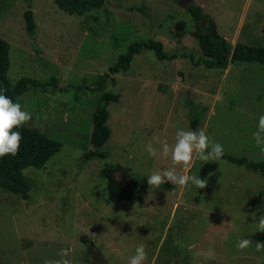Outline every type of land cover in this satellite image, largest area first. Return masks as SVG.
<instances>
[{
  "label": "rangeland",
  "instance_id": "374dc122",
  "mask_svg": "<svg viewBox=\"0 0 264 264\" xmlns=\"http://www.w3.org/2000/svg\"><path fill=\"white\" fill-rule=\"evenodd\" d=\"M232 45L264 46V0H195ZM31 6L37 30H27ZM196 20L179 0H109L84 15L69 14L56 0H0V37L11 45L9 78L22 77L58 86L30 88L14 103L32 114L25 123L63 143L43 168L30 166V197L0 188V264H44L69 259L93 264L91 245L108 264H129L140 243L143 264H258L264 232V177L227 159L195 157L188 172L207 179V187L180 188L166 182L150 189L147 176L180 165L171 157H152L146 145L171 146L179 129L204 130L224 153L264 160L253 133L264 115V65L237 61L227 69L198 63L204 56L192 34ZM162 41L175 59H159L144 48L131 67L101 81L120 54L139 39ZM187 54L188 56H181ZM112 135L102 148L106 158L86 161L95 150L94 113L104 93ZM198 127L192 126L194 118ZM111 165L131 196L113 203L103 171ZM134 179L135 184L131 181ZM90 237L85 243L81 236ZM248 239L243 251L237 242ZM70 249L67 257L59 253Z\"/></svg>",
  "mask_w": 264,
  "mask_h": 264
},
{
  "label": "trees",
  "instance_id": "16d2710c",
  "mask_svg": "<svg viewBox=\"0 0 264 264\" xmlns=\"http://www.w3.org/2000/svg\"><path fill=\"white\" fill-rule=\"evenodd\" d=\"M108 1L56 0L62 10L69 14L77 15H84L88 12L101 9ZM187 8L192 12L196 20V29L192 34L198 39L205 56L199 60V64L202 63L207 68L217 67L222 69H227L230 63L237 61H255L264 65V46L244 43L232 45L226 37L220 34L216 21L204 12L202 6H196L192 3ZM24 16L27 30L35 34L37 23L31 6L25 11ZM144 48L154 50L157 57L162 60L175 59L180 56L176 53L168 54L164 49L162 41L152 38L139 39L130 44L126 53L120 54L117 62L109 67V71L101 81L107 80L115 73L129 69L133 58L141 53ZM10 50V43L0 37V94L7 95L15 102L18 96L30 88L45 90L49 86H58V80L55 77L46 82L37 78L22 77L13 86L9 78ZM181 56L188 55L182 54ZM112 100L119 101L120 94L113 92L104 93L94 113V128L91 140L96 149L85 153L84 159L86 161L95 158H106L108 156V152L102 148L112 135V129L108 124L110 113L107 108V103ZM191 124L194 128H197L199 124L198 119L195 117ZM13 131L21 132L23 138L20 142V149L17 155H5L0 158V188L28 199L30 197L31 182L24 174L25 169L30 166L43 168L56 153L61 151L63 143L48 137L38 129L29 128L26 125L14 128ZM221 158L245 166L250 170L259 171L264 177V160L251 161L246 157H235L226 153ZM116 169L122 170V167L111 165L103 171L104 176L108 179L109 198L113 203L120 202L126 197L131 196L132 193L129 183L117 180L114 174ZM131 183L135 184L136 181L132 179ZM81 239L87 244L93 243L92 239L86 235L81 236Z\"/></svg>",
  "mask_w": 264,
  "mask_h": 264
},
{
  "label": "clouds",
  "instance_id": "9594fccd",
  "mask_svg": "<svg viewBox=\"0 0 264 264\" xmlns=\"http://www.w3.org/2000/svg\"><path fill=\"white\" fill-rule=\"evenodd\" d=\"M32 119V114L27 110H22L20 103H14L10 97L0 94V158L5 155L15 156L20 149L22 133L13 131L14 128L23 127L25 123ZM253 139L256 147L264 153V115L258 119L257 130L253 133ZM162 150H158L153 146L152 142L146 145V151L152 157L159 154L163 157H171L172 164L180 165L183 173H178L175 167L163 172H155L147 176V184L150 189H159L166 182H170L180 188L195 185L198 189L207 187V179L189 175L188 172L193 164L194 155L197 159L204 162L218 161L224 154L223 146L211 140L204 130H184L179 129L176 133V142L169 145L167 141H163ZM257 231L264 232V215L258 219ZM251 241L242 239L237 242V250L243 251L248 248ZM146 245L140 243L135 249L129 264H143L146 260ZM264 250V243L257 242L256 251ZM70 249L62 250L59 255L67 257ZM44 264H72L69 259L63 260H45ZM258 264H264V257L258 259Z\"/></svg>",
  "mask_w": 264,
  "mask_h": 264
},
{
  "label": "water",
  "instance_id": "95a60500",
  "mask_svg": "<svg viewBox=\"0 0 264 264\" xmlns=\"http://www.w3.org/2000/svg\"><path fill=\"white\" fill-rule=\"evenodd\" d=\"M194 1L195 0H179V4L187 8L190 4L194 3ZM91 255L93 264H108L93 244L91 245Z\"/></svg>",
  "mask_w": 264,
  "mask_h": 264
}]
</instances>
